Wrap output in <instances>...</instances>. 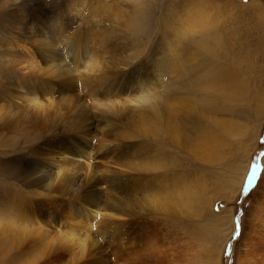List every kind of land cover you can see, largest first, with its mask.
<instances>
[{"label": "rangeland", "instance_id": "rangeland-1", "mask_svg": "<svg viewBox=\"0 0 264 264\" xmlns=\"http://www.w3.org/2000/svg\"><path fill=\"white\" fill-rule=\"evenodd\" d=\"M0 264H264V0H0Z\"/></svg>", "mask_w": 264, "mask_h": 264}, {"label": "bare ground", "instance_id": "bare-ground-1", "mask_svg": "<svg viewBox=\"0 0 264 264\" xmlns=\"http://www.w3.org/2000/svg\"><path fill=\"white\" fill-rule=\"evenodd\" d=\"M18 1H23V0H18ZM256 7V6H255ZM95 14V13H94ZM19 21H17V23L19 24V23H21L22 24V26H19L18 27V32H17V34L18 35H20V36H22V39H19L17 42H15V43H10V47H13L14 49H17L16 51H14V52H11L12 53V55H14L15 56V58H16V56H19V58L21 59V57L20 56H22V53L18 50V47H20V46H23V47H20V49H24V50H27L28 52H30V53H32L31 51H29V49H30V46L29 47H27V45H23V43H26V44H31V45H33V44H35L36 46H39V45H42V48L41 47H39V50L41 51V52H45V51H50L51 49H53V46L51 45V44H49L48 43V40L50 39V38H47V37H43V35H44V32H42L41 31V28H39V27H37V26H33V22H32V20H31V22H24L23 20H21V19H18ZM16 23V24H17ZM100 25V24H99ZM77 32V31H76ZM73 35H75L74 37H75V39H76V42H77V44H74V46L78 49L79 48V45H81L82 44V39H81V37H79V34H73ZM81 35V34H80ZM37 36H41V37H43L42 39H39L38 41H36V37ZM83 37V36H82ZM21 42H23V43H21ZM37 42V43H36ZM39 44V45H38ZM17 45V46H16ZM43 46H44V48H43ZM17 47V48H16ZM13 56V57H14ZM26 56H27V54L25 55V57L24 58H26ZM29 57V56H28ZM27 57V58H28ZM26 58V60L28 61V63H26L27 64V67H28V65H31L33 62H34V58H30V60L29 59H27ZM69 58V57H68ZM73 58V57H72ZM76 59V58H75ZM25 59H24V61H26ZM59 60V59H58ZM20 61H21V63L22 62H24L23 60H16V61H13V63H14V65H16L17 63V65H19V63H20ZM54 62H55V60H53ZM21 63H20V65H21ZM25 63V62H24ZM38 63V62H37ZM69 64V63H68ZM17 65H16V67H17ZM25 65V64H24ZM38 65H39V63H38ZM58 65V64H57ZM27 67H25V68H27ZM52 67H54V66H52ZM56 67V66H55ZM15 68V67H14ZM18 68V67H17ZM31 68V67H30ZM60 68V67H59ZM113 68V67H112ZM16 69V68H15ZM56 69V68H55ZM63 69V68H62ZM39 70H40V68H39ZM42 71V70H41ZM55 71H57V72H61L62 70H60V69H57V70H55ZM65 71V70H64ZM19 72H20V70H19ZM44 72V71H43ZM55 73V72H54ZM63 73V72H62ZM47 74V73H46ZM25 75V74H24ZM24 75L22 76V78H21V80H19V79H17V83H18V86L20 87V89H22L23 88V90L26 92L27 90H26V88H25V86H24V81H25V83H26V76L27 75H25V77H24ZM45 75V74H44ZM48 75V74H47ZM54 75V74H53ZM91 76V75H90ZM58 77V76H57ZM60 77V76H59ZM82 78H83V76H82ZM63 79V78H62ZM109 79V78H108ZM107 79V80H108ZM52 80V79H51ZM72 80V79H71ZM74 80V79H73ZM230 80V79H229ZM108 81H110V80H108ZM225 81H228V80H225ZM65 82V81H64ZM113 82V80L111 81V83ZM122 82V81H121ZM234 83H235V80H234ZM10 84V83H9ZM15 85H17L16 83H14ZM14 85V86H15ZM63 85V84H62ZM98 85V84H97ZM101 85V84H100ZM106 86V85H105ZM17 87V86H16ZM96 87V86H95ZM25 88V89H24ZM224 89V88H223ZM223 89H222V91H223ZM32 91V90H31ZM225 92V91H224ZM154 94V93H153ZM150 95H151V93H150ZM221 95H225V93H222ZM153 96V95H152ZM230 96H235V93H232V92H230L229 94H228V96L227 97H230ZM23 98H24V96H23ZM28 100V99H27ZM158 100V99H157ZM156 101V100H155ZM158 102H156V104L154 105L155 107H153V106H150V107H148V108H146V110H144V112H146V114H148V115H154L153 117H155L156 119H158L159 121H160V123H165L166 121H171V119L173 118V109H172V107H168V108H166L165 106V108L164 109H160V108H158V105H160V104H157ZM102 104V103H101ZM263 105V104H262ZM162 107V106H161ZM261 107V106H260ZM216 122V121H215ZM216 123H220V122H216ZM215 124V123H214ZM221 124V126H223V128L224 129H226V127H225V123L223 124V123H220ZM216 125V124H215ZM232 128V126L230 125V128H229V130ZM141 130H144V133H157L160 129H159V127H158V124L156 123V122H153V123H142L141 124V128H140ZM139 129V130H140ZM213 129V128H212ZM214 130V129H213ZM227 131H223L222 130V133L224 134V133H226V132H228L229 130L228 129H226ZM206 137V136H205ZM219 136H216V137H214L213 136V138L215 139V140H217L218 141V143L221 145L223 142H222V140L220 139V138H218ZM204 140H205V138H204ZM201 143H202V141H200ZM204 142V141H203ZM214 142V141H213ZM213 142H208L207 141V143H209V144H211V143H213ZM206 143V142H205ZM204 144V143H203ZM117 147V146H116ZM214 149H212V151H213ZM221 155V154H220ZM66 156V155H65ZM162 158V157H161ZM159 159V158H158ZM164 159V158H163ZM155 160V159H154ZM64 161V160H63ZM157 161V160H156ZM164 161V160H163ZM54 162V161H53ZM158 162V161H157ZM156 162V163H157ZM161 162V161H160ZM66 163V162H65ZM162 163H164V162H162ZM161 163V164H162ZM153 164H154V166H155V163L153 162ZM63 165H65V164H63ZM160 166V163H157L156 164V168H157V166ZM163 165V164H162ZM248 164H246V166H247ZM70 166V165H69ZM148 166H150V164H148ZM147 165H146V167H148ZM153 166V167H154ZM165 167V166H164ZM245 167V166H244ZM244 167H242V169H241V171H243V168ZM245 170H246V168H245ZM42 171V170H41ZM238 171H240L239 169H238ZM240 171V172H241ZM247 171V170H246ZM36 173V172H35ZM244 173V172H243ZM200 174H201V172H200ZM198 175V174H197ZM203 175V174H202ZM102 176H106V175H102ZM108 176V175H107ZM199 176V175H198ZM29 177V176H28ZM200 177V176H199ZM199 177H195V179H194V182H193V184H186V183H183V184H186L185 186V188L186 189H184L183 190V193H185V197H186V205L187 206H190V205H192V204H195V202H196V200H198L200 197V195H199V193L204 189V187H203V181L201 182L199 179L201 178H199ZM237 177H239V176H237ZM244 177V176H243ZM31 178V177H30ZM40 178V177H39ZM106 178V177H105ZM104 178V179H105ZM154 178H156V176H151L150 178H149V181H150V185L149 186H151L152 185V183H151V181H153V180H155ZM24 179V178H23ZM26 179V178H25ZM36 179V178H35ZM95 179V178H94ZM99 179V178H98ZM190 179V178H189ZM235 179V178H234ZM238 179V178H237ZM106 180H108L107 178H106ZM163 180H165L164 178L161 180V179H158L157 181L159 182V183H162V181ZM186 180V179H185ZM242 180V179H241ZM33 181V180H32ZM101 181H102V179H101ZM100 181V182H101ZM24 182V181H23ZM27 182V181H26ZM25 182V183H26ZM31 182V181H30ZM29 182V183H30ZM154 182V181H153ZM184 182V181H183ZM232 182V181H231ZM230 182V184L232 185V183ZM32 183V182H31ZM37 183V182H36ZM235 183V182H234ZM34 184V183H33ZM156 184V183H155ZM241 185V181H239L238 182V185ZM29 185V184H28ZM45 185V184H44ZM143 185H145L146 186V184L145 183H143ZM236 185V184H235ZM155 186V185H154ZM168 186V185H167ZM28 187V186H27ZM95 190V189H94ZM60 191V190H59ZM63 191V190H62ZM67 191V190H66ZM66 191H64V192H66ZM152 195V194H151ZM197 195H198V197H197ZM90 196V195H89ZM79 199V198H78ZM81 199V198H80ZM156 200V199H155ZM85 201V200H84ZM79 202V201H78ZM87 202V201H86ZM157 205H156V204ZM155 206L159 209H161V206L159 205V203H157V201H155ZM197 203V202H196ZM80 204V203H79ZM88 204V203H87ZM85 205V204H84ZM89 205V204H88ZM122 205H123V203H122ZM87 206V205H86ZM125 208H126V205H125ZM125 208H124V206L123 207H121V206H116V207H114V209L112 208V210L113 211H111V209L109 208H106V209H103L102 208V210L104 211V213H102V214H100V216L102 217V221H109V220H112V219H114V218H122V217H127V216H129V214H130V212H129V210L126 208V210H125ZM154 209V208H153ZM163 209V208H162ZM128 210V211H127ZM191 210V209H190ZM157 211V210H156ZM88 212V211H87ZM222 218V217H221ZM220 219V218H219ZM226 221V220H225ZM103 223V230H107L108 228H107V223ZM218 222H220V221H218ZM228 222V221H227ZM225 223V222H224ZM225 225V224H224ZM228 225V224H227ZM110 227V226H109ZM118 227H120V226H118ZM122 227V226H121ZM118 229V228H117ZM114 230V229H113ZM119 230V229H118ZM29 231V230H28ZM71 240V239H70ZM85 243V242H84ZM83 243V244H84ZM83 246V245H82ZM84 247V246H83Z\"/></svg>", "mask_w": 264, "mask_h": 264}]
</instances>
